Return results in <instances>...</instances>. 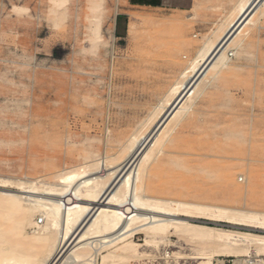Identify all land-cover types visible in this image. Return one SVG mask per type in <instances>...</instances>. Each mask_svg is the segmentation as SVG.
Masks as SVG:
<instances>
[{
	"label": "rangeland",
	"instance_id": "1",
	"mask_svg": "<svg viewBox=\"0 0 264 264\" xmlns=\"http://www.w3.org/2000/svg\"><path fill=\"white\" fill-rule=\"evenodd\" d=\"M240 1L0 0V177L52 179L102 152L119 154L163 109L189 58ZM250 30L229 71L208 83L151 162L148 194L264 209V13ZM149 140L137 143V155ZM228 167L236 168L230 184L223 181ZM255 178L253 194L242 196ZM133 239L142 245L145 234ZM171 240L160 250L141 247L156 256L147 264H196L165 250L188 255L201 243Z\"/></svg>",
	"mask_w": 264,
	"mask_h": 264
},
{
	"label": "bare ground",
	"instance_id": "2",
	"mask_svg": "<svg viewBox=\"0 0 264 264\" xmlns=\"http://www.w3.org/2000/svg\"><path fill=\"white\" fill-rule=\"evenodd\" d=\"M263 13L264 0H241L236 14L206 36L189 58L164 99L163 109L153 114L145 130L130 134L119 154L102 152L79 166L58 171L52 179L12 181L0 177L4 188L0 191V264H125L132 260L147 264L156 256L141 247L160 250L172 242L174 234L202 245L188 255L165 250L167 257L175 260L213 264L216 257L264 256V233L249 231L264 232V209L247 203L236 207L155 197L148 194L147 183L151 162L173 141L170 137L208 83L226 75L230 56L239 55L250 27L257 25ZM100 28L97 21L96 38ZM148 140L149 146L137 155V143L144 141V145ZM235 169H224L225 183L233 182ZM257 183L255 178L239 193L249 195ZM8 186L18 190L13 192ZM37 214L42 223L35 219ZM192 218L231 223L246 230L194 223ZM141 233L145 234L142 245L133 239Z\"/></svg>",
	"mask_w": 264,
	"mask_h": 264
},
{
	"label": "built area",
	"instance_id": "3",
	"mask_svg": "<svg viewBox=\"0 0 264 264\" xmlns=\"http://www.w3.org/2000/svg\"><path fill=\"white\" fill-rule=\"evenodd\" d=\"M42 221L43 219L39 220L40 223H42ZM213 264H264V256L252 254L246 257H217L214 259Z\"/></svg>",
	"mask_w": 264,
	"mask_h": 264
}]
</instances>
